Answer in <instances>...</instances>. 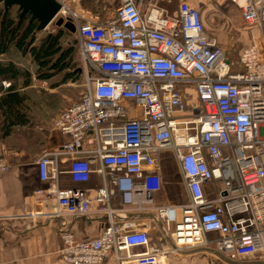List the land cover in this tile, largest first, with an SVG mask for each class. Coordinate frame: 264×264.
<instances>
[{
  "label": "built area",
  "instance_id": "1",
  "mask_svg": "<svg viewBox=\"0 0 264 264\" xmlns=\"http://www.w3.org/2000/svg\"><path fill=\"white\" fill-rule=\"evenodd\" d=\"M56 1L60 9L49 24L74 25L83 90L54 118L53 128L69 141L39 156L38 178L55 181L49 190L63 211L102 212L108 222L88 240L62 228V258L102 264L111 251L117 264H169L181 250L209 247L231 260L264 258V0H230L255 33L237 63L208 37L187 1L167 16L153 6L143 15L135 0H119L104 22L77 15L71 0ZM164 150L173 152L182 174L188 200L180 205H154ZM61 157L74 183L87 181L98 161L101 186L92 195L78 186L60 188ZM8 169L0 158V172ZM115 191L120 209L110 207ZM127 210L154 211L169 248L151 245L147 230L130 221L118 223L115 217Z\"/></svg>",
  "mask_w": 264,
  "mask_h": 264
},
{
  "label": "crops",
  "instance_id": "2",
  "mask_svg": "<svg viewBox=\"0 0 264 264\" xmlns=\"http://www.w3.org/2000/svg\"><path fill=\"white\" fill-rule=\"evenodd\" d=\"M181 1H187L198 10L208 37L216 41L230 61L239 62L242 52L248 48L255 33L243 23L240 9L230 0H135V3L143 15H146L153 6L167 16H175ZM118 2L119 0H71L68 7L77 15L104 22L114 17ZM230 55L237 59L233 60ZM235 68L243 69L241 66ZM24 89L19 88V92L23 94ZM74 100L76 99H70L63 108L58 109L59 111L52 108L50 114L53 115L49 126L37 127L43 130L33 131L29 98L26 97L24 112L27 122L13 127L7 136L2 137L0 133V158L9 165L7 171L0 172V264H68L60 254L62 240L59 233L62 228L69 229L77 239L88 240L99 237L107 226L106 216L102 212L93 211L87 216H77L60 209L57 206L56 195L49 190L55 181L50 179L41 181L38 178L36 161L39 156L45 152H52L69 141L68 135L53 128V121L56 115ZM88 146L84 143V147ZM67 167L68 161L61 157L59 168L62 172L56 183L60 188L78 186L92 195L101 186L102 177L97 172L98 161L91 163L92 172L88 180L81 183L71 181L66 172ZM157 167L161 188L154 195V205H180L186 202L188 196L187 193L184 195L182 174L173 152L160 151ZM176 179L179 185L174 182ZM106 181L110 188H114L108 177ZM204 188L208 196H213L211 183L205 184ZM110 207L113 209L123 207L117 191L111 195ZM115 220L118 223L130 221L134 224L135 230H147L150 244L159 249L169 248L171 244V240L163 231L162 223L157 220L152 210H127L121 216L115 217ZM130 250L135 252L139 248ZM169 258V264H209L212 260L223 263L226 261L228 264H264V258L260 253L252 257L231 260L212 247L181 250L179 254L170 255ZM102 264H117L113 252L107 253ZM126 264L132 262L128 261Z\"/></svg>",
  "mask_w": 264,
  "mask_h": 264
},
{
  "label": "trees",
  "instance_id": "3",
  "mask_svg": "<svg viewBox=\"0 0 264 264\" xmlns=\"http://www.w3.org/2000/svg\"><path fill=\"white\" fill-rule=\"evenodd\" d=\"M14 11V13H13ZM37 23L29 21V14H20L17 8H3L0 5V55L10 51L29 54L35 62V79L48 80L56 75L62 76V82H77L81 79L79 71L78 43L64 46L62 29L56 33H47L39 44H34ZM31 75L12 61L0 60V133L7 136L13 127L27 122L24 100L26 96L19 88L30 84ZM2 80H9L4 87ZM21 80V81H20Z\"/></svg>",
  "mask_w": 264,
  "mask_h": 264
},
{
  "label": "rangeland",
  "instance_id": "4",
  "mask_svg": "<svg viewBox=\"0 0 264 264\" xmlns=\"http://www.w3.org/2000/svg\"><path fill=\"white\" fill-rule=\"evenodd\" d=\"M70 7L73 8L72 4H70ZM67 22L69 23V25L72 26L69 27L72 29L71 32L65 27H58L54 23H51L44 30L37 31V33L35 34L34 44H39L41 39H43L47 35V33L48 34L56 33L61 29L64 32L62 36L64 46L71 45L73 41L76 42L77 41L76 36L75 33L73 32L75 31V27L69 20ZM231 58H233V60L237 59L236 57L233 56H231ZM0 59H2V61L5 62L7 61L14 62L20 68V70L26 73H30L31 75L30 84L28 86H24L21 88H25L23 90V94L27 98H29L28 106H29V114L31 115L30 121L32 122L31 125L33 127V131H35L36 129L43 130L37 127H48L49 123H51L50 118L53 115L50 114L52 108L56 110L58 109L60 110V108H63L70 101V99L71 100L77 99L83 90V85H82L83 74L81 72V67H82L81 57L79 61V66H80L79 71L81 72V79L77 82L76 81L62 82V76L60 74L52 77L49 81L46 82L41 80H36L34 76L36 70L35 62L31 59L29 54H22L16 50L14 51L12 50L8 54L0 55ZM6 81L10 83L9 80ZM174 182L177 185H179V183H177L178 182L177 179ZM185 193L186 191L184 189V195ZM209 264H228V262L224 261L223 263L222 261L217 262L216 260H212L209 262Z\"/></svg>",
  "mask_w": 264,
  "mask_h": 264
},
{
  "label": "water",
  "instance_id": "5",
  "mask_svg": "<svg viewBox=\"0 0 264 264\" xmlns=\"http://www.w3.org/2000/svg\"><path fill=\"white\" fill-rule=\"evenodd\" d=\"M0 4L3 8L15 6L20 14H29V21H36V30L38 31L44 30L60 9L56 0H0ZM61 22L62 19H58L57 24L59 25ZM70 26L68 22L64 25L71 32Z\"/></svg>",
  "mask_w": 264,
  "mask_h": 264
}]
</instances>
